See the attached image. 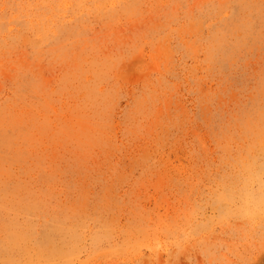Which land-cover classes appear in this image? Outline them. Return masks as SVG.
<instances>
[{
  "label": "rangeland",
  "instance_id": "1",
  "mask_svg": "<svg viewBox=\"0 0 264 264\" xmlns=\"http://www.w3.org/2000/svg\"><path fill=\"white\" fill-rule=\"evenodd\" d=\"M0 264H264V0H0Z\"/></svg>",
  "mask_w": 264,
  "mask_h": 264
}]
</instances>
